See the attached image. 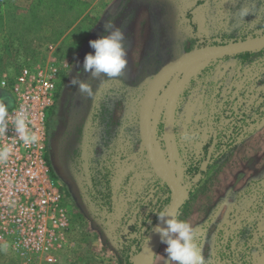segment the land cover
I'll return each instance as SVG.
<instances>
[{"label": "rangeland", "instance_id": "rangeland-1", "mask_svg": "<svg viewBox=\"0 0 264 264\" xmlns=\"http://www.w3.org/2000/svg\"><path fill=\"white\" fill-rule=\"evenodd\" d=\"M0 10V33L10 34L0 66L16 70L27 54L37 60L52 51L69 87L49 137L57 180L71 192L73 221L56 264H122L126 218L137 212L143 222L171 205L140 136V103L150 79L193 49L264 34V0H0ZM109 24L124 33L127 65L119 77H93L84 57L94 51L89 41L107 35ZM16 38L21 44L13 46ZM16 47L23 50L9 58ZM170 76L152 100L153 132L160 159L182 182L201 160L212 126L219 124L221 134L232 130L230 148L211 159L177 216L195 227L205 264H264V51L186 64ZM81 81L90 93L80 90ZM229 102L226 124L218 120ZM165 248L161 242L151 264H173ZM0 264L40 263L4 240Z\"/></svg>", "mask_w": 264, "mask_h": 264}, {"label": "built area", "instance_id": "built-area-1", "mask_svg": "<svg viewBox=\"0 0 264 264\" xmlns=\"http://www.w3.org/2000/svg\"><path fill=\"white\" fill-rule=\"evenodd\" d=\"M62 68L47 51L41 59L22 58L16 72L0 76V89L9 101L0 125V242L8 241L22 258L40 264H56L57 253L68 246L73 222L69 197L45 157L46 124ZM21 111L29 133L37 137L33 143L26 144L16 131L14 120Z\"/></svg>", "mask_w": 264, "mask_h": 264}, {"label": "clouds", "instance_id": "clouds-1", "mask_svg": "<svg viewBox=\"0 0 264 264\" xmlns=\"http://www.w3.org/2000/svg\"><path fill=\"white\" fill-rule=\"evenodd\" d=\"M248 11L241 8V17L246 16ZM107 35H101L89 41L93 52L86 53L83 61L85 71L93 77L103 74L106 77H119L127 65V50L124 46V33L120 28L106 25ZM73 83H77L73 81ZM78 87L83 92L91 91L87 82H79ZM7 115L6 106L0 103V125L3 124ZM26 115L23 111L16 115L14 120L16 131L26 144L33 143L37 137L30 134L26 125ZM0 130H3L0 128ZM7 150H5V153ZM157 218L166 226L157 225L154 229L159 234L160 240L166 245L165 252L168 260L173 264H205L195 227L178 216L169 215L165 211L156 212Z\"/></svg>", "mask_w": 264, "mask_h": 264}, {"label": "water", "instance_id": "water-1", "mask_svg": "<svg viewBox=\"0 0 264 264\" xmlns=\"http://www.w3.org/2000/svg\"><path fill=\"white\" fill-rule=\"evenodd\" d=\"M261 47H264V34L233 43L205 45L183 53L167 62L150 79L140 103L139 130L144 149L152 168L158 178L170 189L171 205L166 211L169 215L177 216L183 205L185 195L182 180L160 159L155 150L156 137L150 128V111L157 88L170 75L174 74L180 67L186 64H195L214 56H231ZM6 101L9 103L7 99ZM157 225L162 227L166 226L162 220H159ZM160 243L159 234L153 231L143 247L135 255L131 264H148V261Z\"/></svg>", "mask_w": 264, "mask_h": 264}, {"label": "trees", "instance_id": "trees-1", "mask_svg": "<svg viewBox=\"0 0 264 264\" xmlns=\"http://www.w3.org/2000/svg\"><path fill=\"white\" fill-rule=\"evenodd\" d=\"M11 36H12V34H11ZM14 40H19V39L16 38ZM10 42H11V40H10ZM18 44H21V42L19 41ZM22 50L23 49H21L20 47H16L13 50L11 48L9 50V55H8L9 58L12 55L16 56L17 53L20 54V51H22ZM262 51H264V47H261V48L255 49V50L242 52V53L231 55V56L209 57L205 60H202L198 63H195V66L196 67L201 66V65L213 62V61H218V60L225 59L227 57H232V56L233 57H239V58H242L244 60V59H247L253 53H258V52H262ZM11 52H12V55H10ZM27 56H29V55L27 54ZM0 71H1V69H0ZM171 77L172 76H170L167 81H169L171 79ZM167 81L162 84L159 91H161V89H163V87H165V85L168 83ZM65 82L66 81L63 80V78L61 77L59 85H58V90L56 93L55 103L49 112V115H48L49 118H48L47 124H46V127H47V142H46L47 151H46L45 157H46L48 167L50 169V173L52 174L53 177H55L56 179H60V180H61V177H60L61 173L57 169V167L55 166L53 158L51 157V153L49 152V137H50L51 133L53 131H55V128L58 125V122L55 120V107L57 106V104L59 102V98L62 96V94L68 92V89H69V87H66V88L64 87ZM6 98H7V96H6ZM0 103H5L4 94L3 95L0 94ZM230 104H231V102H229L227 107L222 111L221 116L219 117L218 121H220V119H224L226 124L229 123L230 116H229L228 112L230 109ZM233 126H235V125H233ZM150 128H151V131H153L154 128H153V123H152V112L151 111H150ZM242 129L243 128L241 126L237 127L236 130L234 131V135L237 136L238 134H240ZM221 131L222 130L219 128V124H214L212 126V129L209 132L208 136L205 138V140L202 144V158L199 161L198 165L189 174L187 180L185 182H183L184 195H185L184 200L191 195L192 189L197 185V183H199L201 181V179L203 178L205 173L208 171L211 159L218 156L224 149L230 148L229 146H230V138L232 137L231 136L232 130L230 132H225L224 134H221ZM155 150L159 156L158 149L156 146H155ZM162 188H167V186L165 184H163ZM64 191L68 196L71 197V192H70L67 184H66V190H64ZM169 202H170V195L167 194L166 198H165V204H169ZM158 222H159V219L157 218L156 213H154L151 216V218H149L148 220L143 221V222L138 220L137 212H135V213L133 212L128 218H126V220L123 223V227L121 229L120 236H121V239L123 241L129 240V244L124 246V250L126 251V254L123 256L122 264H131L132 263L133 258L139 252V250L143 247V245L145 244L147 239L150 237V235L154 231L155 227L157 226ZM116 228H117V225H116ZM154 254H155V252L152 254L150 260L148 261V264H151V262L154 258Z\"/></svg>", "mask_w": 264, "mask_h": 264}, {"label": "crops", "instance_id": "crops-1", "mask_svg": "<svg viewBox=\"0 0 264 264\" xmlns=\"http://www.w3.org/2000/svg\"><path fill=\"white\" fill-rule=\"evenodd\" d=\"M0 18L1 19H5V13H4V11H1L0 10ZM1 27V26H0ZM3 27H5V26H3ZM2 29V28H1ZM0 29V30H1ZM2 31V30H1ZM15 31V30H14ZM7 33V32H6ZM8 37H10V34H9V31H8V33H7V35H5V37H3V35H1V33H0V53H2V48H5L4 47V45H5V43L6 42H8L9 40H7L8 39ZM19 41H22V40H12V44H13V46L14 45H16V44H18L19 43ZM26 41H31V40H26ZM5 54H8V52H5ZM3 55H4V53H3ZM7 65H9V64H7V63H4V65H1L0 66V69H1V71H2V73L1 74H4V73H12V72H16V70L15 69H11V68H7ZM1 76V75H0ZM2 90V89H1ZM3 92H4V97H5V102H6V99L8 100V98H6V92H5V90H2ZM9 103H7V105H8Z\"/></svg>", "mask_w": 264, "mask_h": 264}, {"label": "flooded vegetation", "instance_id": "flooded-vegetation-1", "mask_svg": "<svg viewBox=\"0 0 264 264\" xmlns=\"http://www.w3.org/2000/svg\"><path fill=\"white\" fill-rule=\"evenodd\" d=\"M166 185V184H165ZM170 190V189H169ZM184 203V202H183ZM182 207V206H181ZM181 209V208H180ZM180 211V210H179Z\"/></svg>", "mask_w": 264, "mask_h": 264}]
</instances>
